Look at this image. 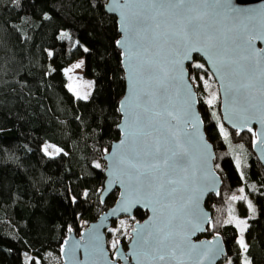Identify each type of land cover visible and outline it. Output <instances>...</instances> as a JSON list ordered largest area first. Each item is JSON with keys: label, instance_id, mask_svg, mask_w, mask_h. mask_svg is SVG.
Listing matches in <instances>:
<instances>
[{"label": "trees", "instance_id": "trees-1", "mask_svg": "<svg viewBox=\"0 0 264 264\" xmlns=\"http://www.w3.org/2000/svg\"><path fill=\"white\" fill-rule=\"evenodd\" d=\"M105 2L0 0V264H60L67 231L79 233L116 200L114 191L100 201L103 155L120 135L118 103L125 91L116 17L105 11ZM79 58L83 76L93 80L87 99L67 88L64 69ZM194 88L222 178L219 195L206 198L212 223L200 236L222 235L227 255L217 264H243L245 257L264 264V169L252 150L255 134L222 122L217 87L211 106L200 85ZM45 142L61 151L46 154ZM236 153L243 154L241 170ZM233 208L248 221L246 253L235 224L225 223ZM146 215L136 209L130 219ZM124 219L106 230L109 247L113 241L126 247L131 227Z\"/></svg>", "mask_w": 264, "mask_h": 264}, {"label": "snow or ice", "instance_id": "snow-or-ice-1", "mask_svg": "<svg viewBox=\"0 0 264 264\" xmlns=\"http://www.w3.org/2000/svg\"><path fill=\"white\" fill-rule=\"evenodd\" d=\"M113 5V11H120L123 30L128 33L125 40L116 43L125 48L124 55L133 87L132 96L121 107L127 108L134 104L136 109L131 113L126 112V118H131L130 123L124 130L125 140L120 142L117 153L114 154L115 173L118 179L120 176L126 179L129 192L123 210L129 211L132 206L143 201L146 206H152L154 214L163 215V209L173 208L175 194L179 191L177 185H183L187 189V173L189 167H195L196 154H199L204 164L210 159V154H207L209 146L200 132L204 121L196 111L197 101L191 86L186 82L192 69L206 71L205 64L198 62L194 53H201L213 65L222 80H229L226 85L222 84L226 102L230 94L241 92L245 94L246 100L254 99L249 90L258 87L262 98L261 106L264 107V49L255 47V41H264V11L258 14L261 18L259 28L254 24L250 26V23L242 22L239 27L228 29L227 32H218L204 21L207 17L219 15L220 10L226 7L221 0H124V4L113 0ZM230 11L238 12L235 8ZM255 18L253 14L246 17L249 22ZM169 20L171 22H168ZM149 27L153 31V39L162 38L167 45L168 51L163 62L140 59V50L147 52L141 33ZM134 58L137 61L135 64ZM185 61L189 62L187 68L184 66ZM81 66L75 65L76 68ZM240 73L247 76V82L235 88L231 78ZM190 78L193 81L203 80L205 87L210 88L208 81L198 73ZM153 82L155 87H151ZM141 84L149 87L142 88ZM69 88L80 96L73 85L70 84ZM82 98L87 99V94ZM216 100L217 95L210 93V98L205 103L211 106ZM161 101L164 103L161 104ZM188 125H191V129ZM220 132L227 138L228 133L222 124ZM49 147L45 145L44 152L52 155L53 153L48 151ZM54 151L59 153L61 149ZM237 165L239 166V161ZM96 167L99 168L100 165L97 164ZM178 173L184 175H174ZM125 179H120L122 185H125ZM203 191L204 189L200 190L201 195ZM84 195L87 196V192ZM199 199V196L189 198L184 205L187 215L192 218L189 223L192 224L193 230L200 227L199 223L193 221L203 215L199 208ZM232 199L237 197L233 196ZM153 205H158L159 208ZM249 207H252L250 202ZM233 221L241 233L238 243L246 253L248 246L243 237L246 222L230 214L225 223ZM121 223L123 224V221ZM134 231L137 232L134 246L140 249L142 254H152L159 261L176 259L175 249L168 252L167 256L163 251L170 235L164 233L163 228L157 229L155 233L151 226ZM118 243L119 241H113L112 247L116 248ZM209 251L205 250L201 255L207 258ZM177 264L183 262L178 260ZM243 264L251 262L245 257Z\"/></svg>", "mask_w": 264, "mask_h": 264}, {"label": "water", "instance_id": "water-1", "mask_svg": "<svg viewBox=\"0 0 264 264\" xmlns=\"http://www.w3.org/2000/svg\"><path fill=\"white\" fill-rule=\"evenodd\" d=\"M120 4H124V0H119ZM226 7L220 10L219 15L207 17L204 21L213 30L218 32H227L228 29L239 27L243 23H250L257 28L260 27L261 18L258 15L261 11H264V0H221ZM113 0H106L104 4L105 11L116 17L117 30L119 37L117 41H123L126 39L128 33L123 30V22L121 19L120 11H113ZM231 8H235L238 12L230 11ZM127 12L128 9H125ZM248 14L255 15V19L249 22L246 17ZM168 22H171L170 20ZM151 25V21L149 22ZM163 31V21L162 28ZM231 34V33H229ZM144 46L147 48V52L141 49V60L151 59L163 62V58L167 55V45L164 44L163 39L154 40L153 31L151 27L147 31L141 33ZM116 46L121 51V64L125 78V91L118 103L120 112V120L117 124V128L120 132L118 139L114 140L109 150L103 155L105 163V179L103 188L100 193V201L104 203L106 198L114 191L117 192L116 200L112 205L105 209L98 215L96 219L91 221L88 225L81 229L79 233L72 230H68L66 236L63 238L59 248V255L61 258L60 264H177V261H182L183 264H217L226 255L227 250L221 234H216L211 237L200 236L206 233L207 226L212 223V212L205 205L207 196L210 193L218 196L220 187L222 186V178L214 166L215 150L212 142L207 138L204 122L200 126V132L203 135V140L208 147V153L210 159L207 160V164L202 163L199 154L195 162V167H189L187 173L189 179L185 181L188 185L187 189L183 185H177L179 191L175 194L173 208H165L162 210L163 215L159 213L154 214L152 206H146L142 201L130 208L129 211H124L125 198L129 195L126 188L127 181L123 176L117 178V174L114 170L115 153L122 140H125V128L130 123V117L126 118V112L131 113L135 111V105L130 104L127 108H122L121 105L125 101L129 100V97L133 94L132 82L129 76L128 65L126 63V57L124 55L125 48L116 43ZM255 47L257 49H264V41H255ZM195 56H199L205 63L207 69L212 74L218 86L219 93V108L222 122L229 128L238 132H250L255 134V139L252 141V150L258 157L262 167L264 169V107L261 106V96L259 89L253 88L249 91L254 99L246 100L244 93L230 94L225 96V88L222 84L226 85L229 80H222L220 76L216 74L215 68L208 62L206 57L201 53H194ZM136 58L133 59L135 64ZM188 61L184 62L185 68L188 67ZM186 82L191 86L192 92L197 101L195 108L200 118L203 120L202 115L198 108V95L194 88V84L189 77L186 78ZM247 82V76L244 73L234 75L231 78L233 87L238 88L242 83ZM140 87L146 88L149 85L141 84ZM151 87H155L154 82ZM164 102L161 101V104ZM173 124L175 121L172 122ZM159 127V124H157ZM191 129V125L187 126ZM251 128V131H249ZM209 171L211 176H209ZM178 177L183 176V173L174 174ZM214 177V179H213ZM120 179H125V185L120 183ZM204 189L201 195L200 190ZM134 195V194H133ZM199 196V208L203 213L198 220H194L193 223H199L200 227L193 230L192 224L189 220L192 219L187 215V209L184 205L187 204L189 198ZM159 208L158 205H153ZM183 208V210H181ZM136 209H142L147 212L146 217L141 221H135L130 229V239L127 242L126 247L121 242L117 247L111 251L108 247V237L106 230L111 227L112 222L123 216L133 218ZM145 226H151V230L155 233L157 229L163 228L164 233H170L168 240L165 242L164 253H167L172 249H175L176 259H166L165 261H159L154 258L152 254L145 256L141 253V250L134 246V242L137 238V232L134 230H142ZM192 246H195L193 248ZM205 250H210L207 258L203 257L201 253Z\"/></svg>", "mask_w": 264, "mask_h": 264}, {"label": "rangeland", "instance_id": "rangeland-1", "mask_svg": "<svg viewBox=\"0 0 264 264\" xmlns=\"http://www.w3.org/2000/svg\"><path fill=\"white\" fill-rule=\"evenodd\" d=\"M197 61L198 62H200V63H204V61L200 58L199 60L197 59ZM80 63L82 64V60L80 61ZM76 64H79L78 62L77 63H75V64H73L70 68H69V72H76L70 79H69V81H70V84L71 85H73L75 88H76V91H78L79 93H80V96H78L79 98H81V99H83L82 97L85 95V94H87V96L89 97L90 96V94H91V91H92V88H93V80L91 79V78H89V77H85V76H82V75H80V70H79V68H76L75 67V65ZM205 64V63H204ZM84 65V64H83ZM205 69H206V71L205 70H201V69H196V71H195V74H199L200 76H203L204 77V80H206V81H208V84L210 85V88H206L205 87V85H204V81L203 80H196V81H192L193 82V84L194 85H197L198 86V84L200 85V87H201V90L204 92V94H205V96H206V98L207 99H209L210 98V93H215V88L217 87L218 88V86H217V83H216V81H215V79L213 78V76H212V74L210 73V71L207 69V67H206V65H205ZM90 85V86H89ZM219 94V93H218ZM219 99H220V97H219ZM224 127V126H223ZM224 130L227 132V130H226V128L224 127ZM45 145H48V146H50L49 147V149H48V151H49V153H53L52 155H55L56 153H55V149H57V147L55 146V145H53L52 143H50V142H46L44 145H43V150H44V147H45ZM235 158H236V164H237V161H239V166H238V168L241 170V167H242V165L244 164V160H243V154L242 153H236L235 154ZM240 197H243V195L242 196H240ZM244 201H245V204H246V209H249L250 207H249V204H247V200L246 199H244ZM234 209V211H230L229 210V212H228V219H229V217H230V214H231V216H234V217H236L237 219H240V220H244L245 222H246V225H248V221H247V219H246V217H244L243 215H241V214H236V209L235 208H233ZM251 209V208H250ZM250 213H252V212H250ZM127 217V216H126ZM129 218V217H128ZM122 222V221H121ZM232 223H234L235 224V221H233ZM123 224L125 225V226H130V227H132V225H133V223H132V220L129 218V220H127V219H124L123 220ZM235 226H236V224H235ZM247 228V227H246ZM238 229V238H237V241H239V239H240V236H241V233H240V230H239V228H237ZM246 231V230H245ZM245 231H244V233H243V237H244V240H245ZM130 237H131V235H130ZM130 239V238H129ZM110 240V238H108V241ZM245 243H246V240H245ZM239 244V243H238ZM240 246V245H239ZM108 247H109V244H108ZM109 249L111 250V251H113L114 250V248L112 247V246H110L109 247ZM240 249H241V251H244L241 247H240ZM248 259V258H247Z\"/></svg>", "mask_w": 264, "mask_h": 264}, {"label": "crops", "instance_id": "crops-1", "mask_svg": "<svg viewBox=\"0 0 264 264\" xmlns=\"http://www.w3.org/2000/svg\"><path fill=\"white\" fill-rule=\"evenodd\" d=\"M82 60V64L80 63V61ZM79 63V64H81L82 66L81 67H79V70H80V75H82L83 76V64H84V58H79V59H77L76 61H74V62H72L71 64H69L65 69H64V72H65V75H66V78H67V88H68V90L75 96V97H78L77 95H76V93L75 92H73L70 88H69V85H70V81H69V79L76 73V72H69V68L73 65V64H75V63ZM77 74V73H76ZM46 143V142H45ZM44 143V144H45ZM43 144V145H44Z\"/></svg>", "mask_w": 264, "mask_h": 264}, {"label": "flooded vegetation", "instance_id": "flooded-vegetation-1", "mask_svg": "<svg viewBox=\"0 0 264 264\" xmlns=\"http://www.w3.org/2000/svg\"><path fill=\"white\" fill-rule=\"evenodd\" d=\"M197 57V59L199 60L200 59V57L199 56H196Z\"/></svg>", "mask_w": 264, "mask_h": 264}]
</instances>
